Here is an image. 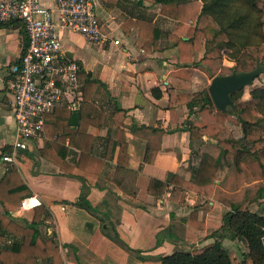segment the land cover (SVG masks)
<instances>
[{
	"label": "crops",
	"instance_id": "0c3cea01",
	"mask_svg": "<svg viewBox=\"0 0 264 264\" xmlns=\"http://www.w3.org/2000/svg\"><path fill=\"white\" fill-rule=\"evenodd\" d=\"M40 2L55 11V0ZM93 3L104 31L112 39L96 44L67 30H61L60 36L67 55L95 82L87 90L90 106H86L83 114L85 129L77 139L81 147L92 145V155L105 159L102 173L95 175L76 168L74 175L69 176L45 161L40 155L45 134L31 142L26 151H20L16 161H3V155L12 151L17 136L8 82L12 66L20 61L28 44L22 23L14 22L0 25V181L10 169L19 170L32 191L25 198L32 207H21L13 218L22 226H31L35 208L46 207L49 216L41 231L43 235L57 234L64 264H162L164 257L176 252H191L213 243L210 237L222 228L229 211L213 199L175 185L161 196L149 193L152 180L166 182L170 174L192 180L201 162L197 155L201 143L215 142L205 136L192 143L186 128L188 120L201 119L198 112L203 107L202 101L177 106L175 114L170 111L171 91L176 96H197L209 89L212 79L195 64L180 61L177 42L167 37L178 31V22L163 15L161 5L146 0H93ZM127 20L152 22L161 29L165 36L159 49L153 52L139 49L140 30L131 28L127 33L123 28ZM177 36L188 39L183 30ZM203 54H198L197 62ZM223 65L233 67L235 62L225 56ZM185 67L193 69L194 74L190 82L176 88L178 81L172 74ZM251 92L245 93L244 89L240 101L250 100ZM117 109L127 111L122 128L126 133L128 159L124 158L122 163L118 143L106 158L107 140L116 137ZM99 113L103 118L97 119ZM231 125L228 127L234 132ZM134 126L166 131L154 164L148 163L150 152L146 141L131 133ZM69 143L70 139L66 145ZM80 154L72 147L69 163L77 166ZM174 189L186 195L185 204L171 200ZM193 211H197L205 230L184 222ZM16 240L7 235L4 246L10 247Z\"/></svg>",
	"mask_w": 264,
	"mask_h": 264
},
{
	"label": "trees",
	"instance_id": "16d2710c",
	"mask_svg": "<svg viewBox=\"0 0 264 264\" xmlns=\"http://www.w3.org/2000/svg\"><path fill=\"white\" fill-rule=\"evenodd\" d=\"M161 5L162 14L178 22V31L167 34L177 42L179 59L183 63H193L210 79L218 75H231L234 72H250L258 63L264 65V0H146ZM19 22V21H15ZM14 23V22H13ZM24 28L23 23L21 24ZM123 28L129 33L131 28H139L140 37L137 47L146 52L159 49L165 36L154 23L127 20ZM184 31L187 40L177 36ZM24 34L26 35L25 31ZM203 52V58L197 62V56ZM235 62L233 67L224 66V57ZM194 70L188 67L172 74L181 87L190 82ZM83 82V102L79 113L66 109H57L47 116L45 124V144L40 150L41 157L60 168L66 175L73 176L76 168L87 173L99 175L105 166V159L92 155V145L81 147L77 137L84 128V111L89 105L88 89L95 82L81 69L79 74ZM250 100L240 101L244 90L232 96L235 110L218 111L208 90L199 95H175L170 92V111L175 114L177 106L202 101L198 112L199 121L188 120L186 128L190 132L191 142L201 141L207 136L215 142H202L197 151L201 162L195 170L193 179L183 180L170 174L166 182L152 180L149 193L161 196L172 185L195 192L215 200L229 211L224 216V225L214 232L210 243L191 252H176L164 257L162 264H264V216L252 213L254 204L264 199V88L253 89ZM127 111L115 112L117 125L115 139H108L107 153L113 152L116 143L120 146L119 161L128 159L126 133L122 128ZM51 118V122L48 121ZM103 118L99 113L97 119ZM53 120H56L53 123ZM231 123L241 127L243 137L236 139L228 127ZM77 126V129L72 127ZM131 133L146 141L150 152L148 163L154 164L162 148V139L166 131L149 127L134 126ZM70 139L69 145H66ZM91 140H87L90 142ZM80 151L77 166L69 163L70 149ZM220 172H225L222 176ZM32 195L18 169L12 168L0 181V264H64L60 242L55 232L43 235L41 227L49 216V210L43 205L35 208L31 226L18 224L13 213L22 207L25 198ZM186 195L178 190L172 191L171 200L185 204ZM84 199L80 200L83 205ZM184 222L197 230H205L199 222L197 211H193ZM7 235L17 240L5 247ZM229 239L239 241L248 247L242 259H238L224 247Z\"/></svg>",
	"mask_w": 264,
	"mask_h": 264
},
{
	"label": "built area",
	"instance_id": "2783aa9c",
	"mask_svg": "<svg viewBox=\"0 0 264 264\" xmlns=\"http://www.w3.org/2000/svg\"><path fill=\"white\" fill-rule=\"evenodd\" d=\"M55 4L52 11L40 0H0V25L19 21L28 39L8 82L17 136L12 151L3 155L4 162L16 161L20 151L44 136L48 115L57 109L81 110V67L64 51L60 31L78 33L96 44L112 39L104 31L93 0H55ZM22 207H32L31 202L25 199Z\"/></svg>",
	"mask_w": 264,
	"mask_h": 264
},
{
	"label": "water",
	"instance_id": "95a60500",
	"mask_svg": "<svg viewBox=\"0 0 264 264\" xmlns=\"http://www.w3.org/2000/svg\"><path fill=\"white\" fill-rule=\"evenodd\" d=\"M262 75H264V65L258 63L257 68L253 71L234 72L231 75H218L213 78L208 91L215 108L220 112H227L229 109L235 110L232 96L241 90L252 87Z\"/></svg>",
	"mask_w": 264,
	"mask_h": 264
},
{
	"label": "rangeland",
	"instance_id": "374dc122",
	"mask_svg": "<svg viewBox=\"0 0 264 264\" xmlns=\"http://www.w3.org/2000/svg\"><path fill=\"white\" fill-rule=\"evenodd\" d=\"M263 87L264 88V75L260 76L254 83V85L250 88H246L245 89V93L250 92L251 90H253L254 88H260ZM232 129L234 130V135L236 137V139H241L243 137V130H241V128L239 127H235L234 125H231ZM261 127L264 128V122H261ZM226 173L221 172V175L224 176ZM251 212L252 213H257L259 215L264 216V199L261 202H258L256 204H254L251 208ZM224 247L232 252L238 259H242V255L244 252L248 251V247L239 242V241H231L229 239H227L224 242Z\"/></svg>",
	"mask_w": 264,
	"mask_h": 264
}]
</instances>
